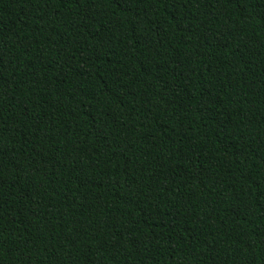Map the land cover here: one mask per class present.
Instances as JSON below:
<instances>
[{
  "label": "trees",
  "instance_id": "16d2710c",
  "mask_svg": "<svg viewBox=\"0 0 264 264\" xmlns=\"http://www.w3.org/2000/svg\"><path fill=\"white\" fill-rule=\"evenodd\" d=\"M0 264H264V0H0Z\"/></svg>",
  "mask_w": 264,
  "mask_h": 264
}]
</instances>
